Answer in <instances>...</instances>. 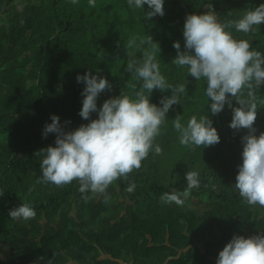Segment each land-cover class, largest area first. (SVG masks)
<instances>
[{"label": "trees", "instance_id": "1", "mask_svg": "<svg viewBox=\"0 0 264 264\" xmlns=\"http://www.w3.org/2000/svg\"><path fill=\"white\" fill-rule=\"evenodd\" d=\"M264 0H164V15L144 20L126 0H0V264H216L232 236L264 234V206L249 205L233 185L242 163L241 137L248 129L229 127L232 110L208 112L205 82L188 76L171 61L183 50V25L188 14H203L207 5L222 7L223 22L235 19L240 7ZM147 10V5H145ZM264 52V23L255 32L231 30ZM147 35L151 49L141 43ZM152 51L160 71L186 92L172 106L154 138L160 154L150 151L139 169L114 180L105 193L78 191L76 180L56 185L41 182V149L54 145L55 133L42 136L50 116H59L65 130L88 121L79 116L84 84L76 76L98 74L112 85L97 98L134 95L139 82L127 71L132 57ZM248 90H242L247 98ZM164 95L154 89L150 102ZM235 99V98H234ZM232 99L233 107L238 103ZM255 135L264 132V85L255 93ZM196 115H210L219 143L182 145L173 120L181 124ZM91 119L96 118L93 113ZM199 173L200 186L186 198H204L205 213L186 205L167 204L164 192L183 191L185 172ZM130 184L135 187L128 191ZM27 203L31 219L13 220L8 211Z\"/></svg>", "mask_w": 264, "mask_h": 264}, {"label": "clouds", "instance_id": "2", "mask_svg": "<svg viewBox=\"0 0 264 264\" xmlns=\"http://www.w3.org/2000/svg\"><path fill=\"white\" fill-rule=\"evenodd\" d=\"M73 4L78 0H71ZM130 9H139L144 20L164 15V0H126ZM95 6V0H88ZM147 5V10H145ZM264 23V2L257 7L246 9L238 18L220 22L211 4L203 14H188L183 25V50L180 42L173 43L177 55L172 63L186 67L188 76L205 82V95L208 98V112L215 116L224 110L225 105L232 110L229 127L234 130L248 129L241 137L242 163L238 165L235 176V189L249 205L264 206V132L256 136L253 127L257 118L256 90L264 85V52L252 47L246 39H237L236 32L250 33ZM149 49L154 47L151 35L141 40ZM127 71L133 73L139 82L134 95L122 90L118 96L110 97L98 107V96L111 90L110 82L98 74L85 72L77 75V83H83L81 92L82 107L79 116L88 121L74 130H65L59 116H50L42 136L55 133L54 145L41 149L40 181L63 185L78 181V191L105 193L108 186L117 178L125 177L133 169H139L150 151L160 154L162 148L154 145V138L160 133L167 113L173 105L179 103V96L186 92L184 84L173 86L168 83L160 71L159 62L150 50H146L141 60L132 57ZM247 89V98L242 90ZM154 89L164 95L160 105L150 102ZM235 98V99H234ZM232 99L238 103L233 107ZM95 113L96 118L91 119ZM208 116L192 115L186 125H182L179 116L173 120L174 128L179 132L182 145L203 146L219 143L220 137L212 120ZM186 189L164 192V203L184 204L192 188L200 186L199 173L195 170L185 172ZM135 185L130 184L128 191ZM3 193H0L2 196ZM13 220L31 219L36 211L27 203H21L8 211ZM216 264H264V234L249 237L233 235L223 249L219 251Z\"/></svg>", "mask_w": 264, "mask_h": 264}, {"label": "rangeland", "instance_id": "3", "mask_svg": "<svg viewBox=\"0 0 264 264\" xmlns=\"http://www.w3.org/2000/svg\"><path fill=\"white\" fill-rule=\"evenodd\" d=\"M246 9H251V8H245V6H243V7L241 6L240 9H238L235 12L236 18H238L240 15H242V12ZM259 27L257 29H259ZM184 203H185L184 205L190 207L196 213H199V214L207 212L211 206L210 203L204 198L195 199V198L184 197Z\"/></svg>", "mask_w": 264, "mask_h": 264}, {"label": "built area", "instance_id": "4", "mask_svg": "<svg viewBox=\"0 0 264 264\" xmlns=\"http://www.w3.org/2000/svg\"><path fill=\"white\" fill-rule=\"evenodd\" d=\"M211 7H212V10L216 12V15H217L219 21L222 22L224 19V18H222V15L224 13V9L222 7H218V8H216L215 6H211ZM208 8H209V5L205 6L204 11H207Z\"/></svg>", "mask_w": 264, "mask_h": 264}]
</instances>
